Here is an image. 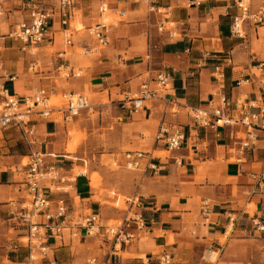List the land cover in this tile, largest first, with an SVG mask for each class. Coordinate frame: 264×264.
I'll return each instance as SVG.
<instances>
[{
    "label": "crops",
    "instance_id": "obj_1",
    "mask_svg": "<svg viewBox=\"0 0 264 264\" xmlns=\"http://www.w3.org/2000/svg\"><path fill=\"white\" fill-rule=\"evenodd\" d=\"M57 1L34 0L31 4L7 0L8 13L0 19V35H5L3 25L9 33L24 21L29 7L52 8ZM251 3L254 10L264 7V0ZM103 5L125 19L108 26L110 42L92 53L100 55L90 60V66L79 70L72 66L70 80H57L48 63L58 60L59 52H66V56L69 49L96 45L90 28L104 16ZM235 14V0H76L70 23L61 27L57 20L50 26L54 40L47 38L43 44L33 46V56L19 40L7 38L2 42L0 83L12 94L30 95L34 89L44 87L51 96L60 89L58 83H69L72 94L86 89L108 92L111 106H93L99 113L108 109L112 112L107 122L115 130L119 148L140 147L138 140L147 141L146 131L151 134L143 152L147 153L145 162L153 157V164L161 169L159 175L143 164L137 173L127 176L125 185L112 184L129 199L139 198V210L147 222V231L118 252V264H160L165 254L171 256L172 264H247L254 257L260 258L264 239L253 221H264V191L253 196L248 191L258 182L264 184V132H256L257 138L243 154L239 148L244 138L239 136H246V126L198 127L188 111L206 107L219 93L230 99L233 116L237 115L233 110L239 102L253 113L264 109V26L253 29L247 42L234 39L230 28ZM78 17L89 36L79 37L74 30L66 45L64 33L72 30L71 23ZM169 24L172 27L167 28ZM247 46L250 50L245 51ZM48 48L57 51L49 54ZM31 61L38 62L42 71L30 74ZM261 65V77H255L253 69ZM160 72L172 76L170 90L157 89L155 78ZM146 83L157 91L156 97L147 102V111L130 117L118 100L113 103L114 93L134 95ZM57 121L39 119L35 125L36 143L31 147L19 129L0 131V264L29 260L30 251L19 242H26L20 239L23 232L12 225L11 219L26 203L20 163L31 151L49 147L54 151L63 141V127ZM162 122L184 134L181 147L173 152L155 141ZM45 153L48 161L62 165L70 181L51 198H65L73 206L79 198L83 209L99 210V204L92 200L89 177L82 175L72 181L74 164L69 167L64 160L55 161L56 157L73 158L71 154ZM204 203L209 205L207 218L201 212ZM252 204L256 208L251 214L248 210ZM230 217L237 219L232 228ZM63 239L49 240L55 258L63 264H86L91 257L103 259L110 253L108 243L91 238L78 239L86 248L77 247V239H71L68 230ZM249 256L252 259L248 261Z\"/></svg>",
    "mask_w": 264,
    "mask_h": 264
},
{
    "label": "built area",
    "instance_id": "obj_2",
    "mask_svg": "<svg viewBox=\"0 0 264 264\" xmlns=\"http://www.w3.org/2000/svg\"><path fill=\"white\" fill-rule=\"evenodd\" d=\"M33 3L34 0H26ZM197 2V0H195ZM76 0H58L57 5L52 8L40 6L29 7L27 18L19 23L12 31L5 35H0V58L3 52L2 42L5 39L21 41L25 46L24 50L29 49L33 56V46H39L47 38L54 40L50 32V26L58 20L61 27L67 26L73 16ZM7 0H0V19L8 13ZM236 14L232 16L231 37L247 42L250 39L252 30L256 27L264 26V7L254 10L251 0H235ZM106 5H103L101 12H106ZM161 31V28H159ZM109 31L105 23H97L90 28V36L95 42V46L84 48L85 54H92L104 49L109 44ZM69 37L66 35L65 43L68 45ZM64 53H58V60L48 63V68L56 73L57 80L68 81L73 76V67L65 59ZM65 62L67 64H65ZM0 62V68H2ZM41 65L36 61H31L28 65L30 74H38ZM263 70V65L259 68ZM255 77H258L254 73ZM14 78H12L13 80ZM156 85L158 90H170L172 76L167 72L157 74ZM157 91H153L146 83L140 92L134 95H125L118 100L119 106L126 110L130 117L140 115L147 111V102L156 97ZM65 105L61 107L49 104L50 92L47 88H37L30 95H15L3 84L0 83V131L17 128L23 135L24 141L28 146L36 143V122L41 120H52L60 115L62 121L69 122L83 111L91 112L94 106L84 94H64ZM170 101V100H168ZM231 101L223 93L214 95L206 107L188 108L189 114L198 127L207 126H235L242 124L247 127V134L242 140L239 148L241 153L250 147L251 141L257 138L256 132H264V109L259 113L251 112L242 102L236 104L233 111L236 116L231 114ZM176 106L172 110L175 113ZM184 140V134L175 127H171L162 122L159 125L156 143L166 146L167 150L173 152L179 149ZM147 153L137 151H127L123 158L117 159L114 165L120 169L137 171L143 164L150 169L154 175H159L161 169L150 160L145 162ZM51 157L53 155H50ZM27 161L24 162V159ZM86 164V162L84 161ZM23 180L21 185L26 194V203L22 210L12 214V225L23 234L19 241L20 244L30 251L29 260L37 261V256L41 262L46 264H63L55 258L54 250L49 246V240L55 238L57 242H62L66 230L70 232L71 239L91 238L96 241L108 243L110 253L103 259L91 257L86 264H118V252L124 244L133 243L147 231V222L141 211L139 198L128 199L130 207L114 224H104L100 215L91 213L87 210L77 213L76 207L69 205L65 198H51V195L61 191L63 186L69 183V178L63 168L56 162L48 161V155L42 151H31L20 163ZM264 191V184L258 182L257 187L248 191L249 196L256 195ZM209 205L204 203L201 212L205 218L209 214ZM236 218H229V226L232 228ZM255 230L264 239V221L256 219L253 221ZM259 264H264V245L262 247ZM160 264H172L170 255H163ZM247 264H252L249 262Z\"/></svg>",
    "mask_w": 264,
    "mask_h": 264
},
{
    "label": "rangeland",
    "instance_id": "obj_3",
    "mask_svg": "<svg viewBox=\"0 0 264 264\" xmlns=\"http://www.w3.org/2000/svg\"><path fill=\"white\" fill-rule=\"evenodd\" d=\"M122 19L125 18H121L119 15H114L112 11L107 10L104 13V16L101 19H98L97 22L105 23L107 26H111L116 25ZM71 27V31H66L64 33L68 37L71 36L74 30L78 31L79 37L84 38L89 36V32L86 28L83 27L80 17L73 20V22L71 23ZM170 27H172V25H167V28ZM2 29V32L4 34L8 33L9 31L8 27L5 25L2 26ZM62 36L64 37V35ZM77 38L78 37L75 36L74 40L76 41ZM64 49L67 48L64 47ZM246 50H250L248 46L245 51ZM34 51H36V53H39L41 50ZM56 51V48H48L46 52L49 54H55ZM99 55L100 52L96 54L86 55L83 49L77 47L74 51L72 49H69L67 55L65 56V59L71 62V66L79 70L80 68H86L90 66V60L98 57ZM253 71L258 77H261L262 73L259 69H253ZM58 84L60 89H58V91L54 94L51 93V100L49 104L52 106L61 107L65 105L66 101L62 97V94H70L71 88L69 83ZM73 94H84L89 98L91 105L104 103L107 104V106H111L109 105L110 100L108 92L91 91L86 89L85 92L76 91ZM122 98L123 96H119L117 95V93H114L112 98L114 101L113 103H116L117 100H120ZM99 109L100 108H98V110ZM108 110H101L100 113L96 110H93L91 112H81L79 115L70 120L66 125L62 123V118L60 116L58 120L61 122V126L63 127V141L60 140L61 143L56 145L54 151H51L49 147L47 150H45L44 148L42 152H53L56 155L63 156L66 155V153L71 154L73 158L56 157L55 161L64 160L66 162H63V164L69 167L71 164H74L73 176L71 178L72 181L82 175H86L87 177H89L91 183L90 187L92 188L94 194L92 200L99 204V210L87 211L100 215L104 224H114L116 223V220L121 217L127 210V200L129 199V197L118 191L116 186H113L112 184L115 182L117 184L119 183V185H125L127 183V176L132 173H137V171L120 169L114 165V162L117 159L121 160L124 153L127 151H146V149H144V145H146L148 140L152 137L151 134L146 131L145 135L147 141L138 140L139 143H141L140 147L124 146L119 148V141L116 138L115 130L108 127L107 121L112 114V112ZM110 132L112 134H110ZM239 137L245 138L244 135H240ZM160 155L165 156L167 155V153H162ZM83 159L86 161V164L84 163ZM233 160L235 161V159ZM26 161L27 158L24 159V162ZM65 190L70 191L71 189L66 188ZM75 207L77 213H80L82 210H86L82 208L79 198H75ZM255 208V205L252 204L249 206L248 211L252 214ZM75 244L77 247H80L82 249L86 248V246H83L78 239ZM24 255H26V253H24ZM121 255L125 258L129 256L128 254ZM37 257V261L31 262L30 260H24V262L21 264H45L44 262H41L39 256ZM250 259L252 258L249 256L248 261ZM258 259L257 257H254L253 260H250L249 262H252V264H259ZM3 264L13 263H10L6 260L5 262H3Z\"/></svg>",
    "mask_w": 264,
    "mask_h": 264
},
{
    "label": "bare ground",
    "instance_id": "obj_4",
    "mask_svg": "<svg viewBox=\"0 0 264 264\" xmlns=\"http://www.w3.org/2000/svg\"><path fill=\"white\" fill-rule=\"evenodd\" d=\"M80 172V171H79ZM82 173V172H81ZM36 257H37V255H35ZM37 259H38V257H37Z\"/></svg>",
    "mask_w": 264,
    "mask_h": 264
}]
</instances>
